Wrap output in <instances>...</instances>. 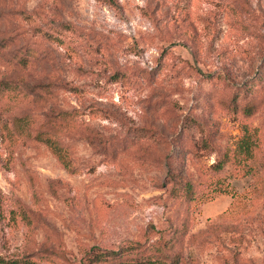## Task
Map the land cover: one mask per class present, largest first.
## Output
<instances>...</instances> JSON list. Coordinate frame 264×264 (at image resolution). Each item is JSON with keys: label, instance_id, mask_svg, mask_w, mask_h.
<instances>
[{"label": "rangeland", "instance_id": "rangeland-1", "mask_svg": "<svg viewBox=\"0 0 264 264\" xmlns=\"http://www.w3.org/2000/svg\"><path fill=\"white\" fill-rule=\"evenodd\" d=\"M0 256L264 264V0H0Z\"/></svg>", "mask_w": 264, "mask_h": 264}, {"label": "trees", "instance_id": "trees-1", "mask_svg": "<svg viewBox=\"0 0 264 264\" xmlns=\"http://www.w3.org/2000/svg\"><path fill=\"white\" fill-rule=\"evenodd\" d=\"M37 137H39L40 140H43V142L51 149V151L55 154L56 158L63 163V166L66 165V161L69 159L66 158V149L63 145L59 144L55 139L50 137L47 133L42 134L41 132L36 134ZM249 139L247 134L242 136L238 141V147L236 148V153L239 154L242 158H245L248 156V148H249ZM223 163V160H218V163L216 164L218 168L221 167ZM183 186L186 193H190L191 184L189 181H184ZM123 254H114L113 250L110 251H98L94 253L95 259H110L112 257H121ZM31 260L26 259L25 257H14V258H3L0 256V264H30ZM129 263V261L127 262ZM131 264H140L142 262L135 261L130 262Z\"/></svg>", "mask_w": 264, "mask_h": 264}]
</instances>
